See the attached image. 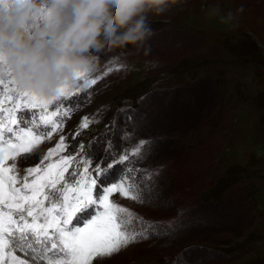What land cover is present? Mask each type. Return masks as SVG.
Wrapping results in <instances>:
<instances>
[{
  "label": "rangeland",
  "instance_id": "374dc122",
  "mask_svg": "<svg viewBox=\"0 0 264 264\" xmlns=\"http://www.w3.org/2000/svg\"><path fill=\"white\" fill-rule=\"evenodd\" d=\"M24 2L0 0V24ZM181 4L148 15L149 56L132 46L92 53V75L102 79L84 88L83 107L65 124L68 142L91 145L94 157L109 143L147 142L139 162L140 175L152 177L141 181L144 203L115 199L152 225L149 238L100 264H264V0ZM229 12L237 19L222 23ZM69 14L63 10L58 20L40 0L22 28L25 39L49 41L41 33L63 31ZM85 115L94 122L72 140Z\"/></svg>",
  "mask_w": 264,
  "mask_h": 264
},
{
  "label": "snow or ice",
  "instance_id": "6c2138e0",
  "mask_svg": "<svg viewBox=\"0 0 264 264\" xmlns=\"http://www.w3.org/2000/svg\"><path fill=\"white\" fill-rule=\"evenodd\" d=\"M92 72L77 73L73 84L45 97L22 89L0 57V264H100L149 238L152 225L115 199L144 203L141 181L152 177L140 175L139 162L147 142L126 148L109 143L94 157L91 145H72L64 132L83 107L84 88L102 79ZM93 122L83 116L71 139ZM44 143L53 146L35 165L21 168Z\"/></svg>",
  "mask_w": 264,
  "mask_h": 264
},
{
  "label": "clouds",
  "instance_id": "9594fccd",
  "mask_svg": "<svg viewBox=\"0 0 264 264\" xmlns=\"http://www.w3.org/2000/svg\"><path fill=\"white\" fill-rule=\"evenodd\" d=\"M57 19L65 9L74 17L63 31L55 27L45 29L49 41L35 44L25 39V23L36 10L40 0H25L12 9L0 24V52L7 57L14 76L22 89L45 97L54 96L66 84H73L76 74L84 70L95 71L98 56L95 53L124 49L129 46L144 56L151 54L146 42L154 34L148 15L163 16L181 0H45ZM243 8L237 9V13ZM219 8L213 7L210 15ZM237 19L229 12L221 22L231 24ZM153 67L155 61H150Z\"/></svg>",
  "mask_w": 264,
  "mask_h": 264
}]
</instances>
